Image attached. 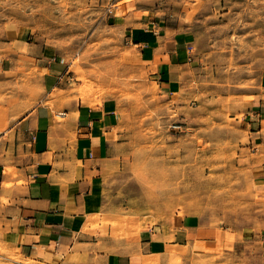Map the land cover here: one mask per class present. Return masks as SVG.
Masks as SVG:
<instances>
[{
	"label": "rangeland",
	"instance_id": "rangeland-1",
	"mask_svg": "<svg viewBox=\"0 0 264 264\" xmlns=\"http://www.w3.org/2000/svg\"><path fill=\"white\" fill-rule=\"evenodd\" d=\"M131 1L158 31L190 34L192 62L175 95L149 82L127 41V26L146 25L108 19L110 9ZM6 26L26 31L29 49L53 50L68 70L62 106L80 96L94 104L105 98L119 103L120 145L102 175L105 205L89 217L91 235L140 246L143 228L172 229L176 216L222 223L229 201L241 207L259 202L264 212L263 193L250 182L233 189V161L245 142L236 119L250 100L242 93L256 86L264 69V0H0V158L11 139L9 126L39 93L30 51L5 44ZM13 171L3 204L22 184ZM1 224L0 264H44L8 246ZM189 249L169 248L158 262L167 256L163 264H219Z\"/></svg>",
	"mask_w": 264,
	"mask_h": 264
},
{
	"label": "crops",
	"instance_id": "crops-1",
	"mask_svg": "<svg viewBox=\"0 0 264 264\" xmlns=\"http://www.w3.org/2000/svg\"><path fill=\"white\" fill-rule=\"evenodd\" d=\"M138 8L136 2H127L110 9L108 19L146 25L140 30L127 26V41L136 48L149 82L164 94L175 95L192 62L190 34L158 31L149 18L137 14ZM4 36L14 51H30L27 58L34 61L39 89L37 103L9 126L6 134H12L11 139L0 158L1 237L8 246L44 264H163L167 256H161L159 263L158 254L182 246L219 264H264V212L255 201L243 207L229 201L222 223L176 216L169 230L147 225L137 236L140 246L91 235L89 217L105 205L102 175L110 170L108 161L120 145L119 103L105 98L94 104L76 93L82 101L62 106L59 100L68 93L64 81L68 70L53 50L29 49L28 33L16 27L6 26ZM242 94L250 100L236 119L245 142L233 161L238 180L233 189L244 190L247 180L264 197V69L256 86ZM13 169L22 184L14 186L3 204L9 188L5 181ZM241 212L246 214H237Z\"/></svg>",
	"mask_w": 264,
	"mask_h": 264
}]
</instances>
